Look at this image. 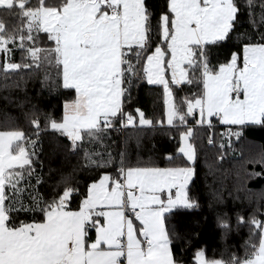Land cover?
I'll use <instances>...</instances> for the list:
<instances>
[{"label": "snow or ice", "instance_id": "snow-or-ice-1", "mask_svg": "<svg viewBox=\"0 0 264 264\" xmlns=\"http://www.w3.org/2000/svg\"><path fill=\"white\" fill-rule=\"evenodd\" d=\"M25 77L60 112L31 105L28 130L0 113V264H264V192L247 214L215 209L223 236L248 228L242 255L209 256L176 221L200 208L198 129L217 152L209 174H234L250 201L247 183L264 179V144L245 138L264 129V0H0V86ZM144 83L162 89L157 116L128 110ZM165 125L174 151L133 161L121 134ZM48 133L80 156L71 170L44 172Z\"/></svg>", "mask_w": 264, "mask_h": 264}, {"label": "trees", "instance_id": "trees-1", "mask_svg": "<svg viewBox=\"0 0 264 264\" xmlns=\"http://www.w3.org/2000/svg\"><path fill=\"white\" fill-rule=\"evenodd\" d=\"M20 55L17 52L13 59L19 61ZM23 71L19 75L13 76V81L18 80ZM184 95V93H180ZM31 105L37 106L41 111L55 110L59 115L60 109L58 101L55 97H50L47 92H41L38 79H28L19 88L13 87L11 84L7 88L0 86V113L7 111L8 114L17 121L20 126L28 130V124L22 118V112L27 111ZM162 89L155 86L142 84L138 89H133L132 100L129 111L140 108L148 116L153 117L162 113ZM42 119V118H41ZM190 125H194L195 121L189 118ZM43 127V123L41 125ZM167 125L163 129L157 128L148 132H133L129 130L121 135L129 137L127 141V149L134 161L138 157L147 160L150 157L163 155L166 152L174 151L175 141L169 139V133L166 130ZM222 128L217 127L216 133L219 134ZM121 135L112 133V139L117 144L112 145L113 151H118ZM197 150L199 159L196 163V176L194 183L191 185L192 193L199 199L200 208L188 210L186 214L176 217L178 229L181 232H188L193 235L192 243L196 247H205L207 254L212 256L215 253L219 258L221 253L225 256L231 252L243 254L244 242L248 239V228H234L227 236L221 234L220 229L216 225V208L222 206L225 211L229 212L233 217L236 212L247 214L252 212L258 205L254 202L257 193L264 192V179L257 178L247 183V188L251 189L252 200L244 199V192H237L236 177L234 174L226 175L225 173L215 172L209 174V164L215 161L217 155L216 149L207 144V132L204 129H198L196 132ZM139 138V144L137 143ZM245 138L247 146H255L264 144V129L255 127L246 130ZM43 152L41 159L44 161V172H48L49 166L54 169H62L67 172L80 161L79 155H67L63 151V144L66 143L63 137L48 133L42 137ZM109 143H111L109 141ZM57 145H60L57 150ZM236 152H239V146H236ZM238 163L235 153H229L225 163L222 165L224 169L234 168ZM257 171L259 168L257 167ZM39 171V169H38ZM88 173H79L78 178L83 182L87 178ZM50 184V182H49ZM49 184H45L41 188L42 193H46ZM231 193V194H230ZM222 197V204L218 203V198ZM198 234V235H197ZM182 245L177 244L176 249ZM194 250V249H193Z\"/></svg>", "mask_w": 264, "mask_h": 264}, {"label": "rangeland", "instance_id": "rangeland-1", "mask_svg": "<svg viewBox=\"0 0 264 264\" xmlns=\"http://www.w3.org/2000/svg\"><path fill=\"white\" fill-rule=\"evenodd\" d=\"M197 117H198V114H197Z\"/></svg>", "mask_w": 264, "mask_h": 264}, {"label": "crops", "instance_id": "crops-1", "mask_svg": "<svg viewBox=\"0 0 264 264\" xmlns=\"http://www.w3.org/2000/svg\"><path fill=\"white\" fill-rule=\"evenodd\" d=\"M198 118V117H197Z\"/></svg>", "mask_w": 264, "mask_h": 264}]
</instances>
